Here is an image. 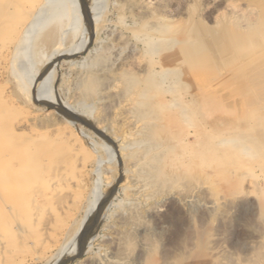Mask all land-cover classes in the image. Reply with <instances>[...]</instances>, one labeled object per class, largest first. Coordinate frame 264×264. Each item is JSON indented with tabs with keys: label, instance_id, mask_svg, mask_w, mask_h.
Returning a JSON list of instances; mask_svg holds the SVG:
<instances>
[{
	"label": "rangeland",
	"instance_id": "obj_1",
	"mask_svg": "<svg viewBox=\"0 0 264 264\" xmlns=\"http://www.w3.org/2000/svg\"><path fill=\"white\" fill-rule=\"evenodd\" d=\"M76 1L74 36L67 30L60 41L51 28L32 44L33 82L49 76L50 96L40 100L46 86L20 93L15 49L3 47L22 2L0 0L3 124L9 133L30 126L15 143L35 136L42 167L63 166L78 181L49 198L29 195L24 205L37 206L17 211L18 197L0 196V264L45 263L83 218L94 186L106 202L89 248L64 264H264V0H179L165 10L96 0L95 12L90 0Z\"/></svg>",
	"mask_w": 264,
	"mask_h": 264
},
{
	"label": "bare ground",
	"instance_id": "obj_2",
	"mask_svg": "<svg viewBox=\"0 0 264 264\" xmlns=\"http://www.w3.org/2000/svg\"><path fill=\"white\" fill-rule=\"evenodd\" d=\"M20 2H22L21 3L22 7L19 9L15 18H13V20H11L10 24L7 26V30L9 31V39H7V41L4 42L3 47L6 49V51H7V47L9 45H12L13 48L15 49L13 51L15 53V56H13V58L10 59V61H11L10 68L12 67L11 68L12 70L11 69L10 70L12 71L11 74L14 75L15 83L18 86L17 89L20 90L19 92L20 93L24 92V94H26L27 92L25 93V91H28L29 89H35V87H37V89H38V86H41V88H44V86H46L44 88V90H42L40 95L38 96V99H40V100L45 99V98L47 99L50 95L48 96V94H49L48 90L49 89H48L47 84H45V83L47 82V79L49 76H47V75H45L43 77L40 76L41 78L40 77H39L40 79L38 78L39 79L38 83L33 82V76L31 73V67H32L31 63L32 62L29 60L32 57V56L29 57L30 50L32 52V49H31L32 44L36 38H39V36H40L39 34L44 36V34L49 33L50 30H52L51 28H54L58 31V33H57V34H59L58 38H59V36H60V38L59 39L57 38V39L60 41H62L61 39L64 37V36L62 37L63 33L66 34L67 30H69V31L72 30L70 32L74 33L73 36L76 34V32L78 31L79 25L82 26L80 24V22H81L80 19H82L81 15H80L81 13L79 12L80 9L77 6L78 1H76V0H20ZM141 2H142V0H141ZM143 2H146L145 5L142 7L145 10H149L153 6L159 7L161 9L165 10L168 6L167 5L168 2H179V0H143ZM177 5L178 4L175 3L174 6H177ZM96 6H97L96 0H90V8L92 11L95 12ZM23 8H29V10L26 11ZM83 12H85V11L83 10ZM207 16H209V15H207ZM98 21H100V20H98ZM196 28H198V27H196ZM56 30H55V32H56ZM165 32H167V31H165ZM172 33H173V35L175 34V32H173V31H172ZM180 34H181V32H180ZM52 35H53V33H52ZM53 36H55V35H53ZM144 37H146V36H144ZM196 37L197 36L193 37L194 40ZM43 38L44 37H42L41 39H43ZM72 40H73V38H72ZM199 41H201V40H199ZM40 42H38L39 45L43 44ZM195 42H198V41H195ZM173 43H174V41L172 39H168V38L163 39V44L166 47H168V46L170 47ZM33 45H35V44H33ZM37 46L38 45L36 44L35 47H37ZM155 48H156V45H155ZM150 51H152V50H150ZM137 59H138V56H137ZM46 61H47V59H46ZM130 63H132V62H130ZM129 66H132V65H129ZM133 67H135V63H134ZM131 69H133V68H131ZM162 72H165V69ZM30 99H32V98L30 97ZM36 100H37V98H36ZM168 103H169V101H168ZM179 103H183V102H179ZM138 105H140V104H138ZM187 109H189V108H187ZM145 110L147 111V104L141 105L140 110H139L140 113L143 114V112ZM189 111H190V113H192L191 110H189ZM3 121H4V119L0 115V196L10 197V198L18 197L20 199V201L14 200V203H13V207L17 211L22 206L26 207V205H24L25 204L24 200L27 199L29 195H35V196L37 195V196H43V197L49 198L53 195H56V194L58 195V194L62 193L65 189H67L71 183L69 180L65 179L62 175L63 166H57L56 168H54V170H51V172H48L47 170H45V168H46L45 165H44L45 168L42 167L43 165H42V163H40V160H38L39 157L36 154L35 149H34L35 146L38 145V144L36 145L35 136H32L29 141H25V142H22L20 144H16L17 142L15 143V141L13 140V137H15L19 134H22L24 131L30 132V131H34V130H31L29 128L30 126L28 127L27 124H25L23 122H18L17 124H15L12 127L13 133H9L7 125L3 124ZM153 129H155V128H153ZM150 131H152V130H150ZM37 134L38 133H36V135ZM38 135L41 136L40 133ZM60 136H62L61 138H63L66 141L67 140L72 141V143L74 145V151L77 152V154L81 155L82 157H91L90 153L88 152V149H86L83 144L78 143L79 142L78 136L67 134L64 131L60 132ZM168 137H170V136H168ZM239 141L240 140H238V142ZM67 145H65V146L67 147ZM248 146L249 145H247V143H245V144L239 145V149L243 150L241 152L248 154V152H249L247 150ZM13 148H15V150H17V152L15 154H13V152H15V150L14 151L12 150ZM105 151L107 153L106 158L107 157L112 158L111 154L109 153V148L106 146H105ZM10 152L12 153L11 158H8V154ZM65 155H67V154H65ZM9 157H10V155H9ZM12 160L16 161V166H13L11 164ZM65 160H68V159H64V161ZM107 160H109V159H107ZM98 161H99L98 159L95 160L96 163H98ZM158 161H160V160H158ZM59 162H63V161H59ZM80 166H82V164H80ZM76 167H78V166H76ZM52 169H53V167H52ZM69 169L71 170V168H69ZM142 172H144V171H142ZM71 173L72 172H70V174ZM148 175L159 177V175L161 176L162 174L157 170L154 172L151 169L148 171ZM151 179H153V178H151ZM76 183L78 184V181ZM77 184H71L70 186H77ZM95 185H96V183H95ZM79 186H80V184H79ZM69 190H71V189H69ZM74 190H76V189L74 188ZM90 193H91V191H90ZM97 195L98 194L96 192V186H94L93 192L91 194V196H92L91 198H93V199L90 198L91 200H88L87 205H86L87 207H86V210L84 212L83 218L80 219V221L75 226V228H73L71 235L62 244H60L58 246L56 251L43 264H64L68 259L73 258L75 256H78L79 254H82V252H85L88 250L89 247L87 248L84 240L89 241L91 239L90 231L93 229L94 224L97 221V217H99V214L103 210L105 202H106L105 197L99 199V197ZM35 202H36V200L31 202V205L37 206V204ZM31 205H27L26 208H30ZM46 212H47V210H46ZM15 215H16V213H15ZM32 221H34V220H32Z\"/></svg>",
	"mask_w": 264,
	"mask_h": 264
}]
</instances>
